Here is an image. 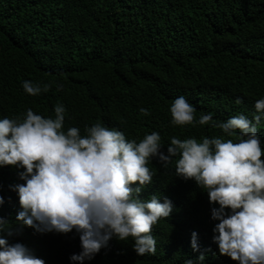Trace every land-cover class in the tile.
Instances as JSON below:
<instances>
[{"label": "trees", "instance_id": "16d2710c", "mask_svg": "<svg viewBox=\"0 0 264 264\" xmlns=\"http://www.w3.org/2000/svg\"><path fill=\"white\" fill-rule=\"evenodd\" d=\"M24 80L49 90L29 95ZM180 96L195 107L196 120L207 113L217 121L253 117L264 97V0H0V118L29 108L54 117L62 104L65 129L83 134L100 122L137 141L156 131L165 151L174 136L235 138L210 124L173 125L170 106ZM259 135L264 142V121ZM148 167L154 175L141 197L173 202L171 215L152 229L156 254L138 256L131 238L113 239L84 264H184L199 255L190 246L193 231L204 264H238L212 241L218 221L210 209L218 205L207 192L176 177L174 162L164 167L153 159ZM22 170L0 167V217L13 225L8 242L24 244L45 264H73L69 256L80 251L75 230L41 234L16 223L21 208L9 185L23 183Z\"/></svg>", "mask_w": 264, "mask_h": 264}, {"label": "clouds", "instance_id": "9594fccd", "mask_svg": "<svg viewBox=\"0 0 264 264\" xmlns=\"http://www.w3.org/2000/svg\"><path fill=\"white\" fill-rule=\"evenodd\" d=\"M22 88L36 96L49 85L24 80ZM254 107L251 119L239 114L217 121L207 113L196 120L195 107L177 97L170 106L173 125L210 124L235 138L174 136L166 151L156 131L137 141L100 122L86 126L83 134L76 126L65 129L62 104L54 107V117L29 108L22 116L0 118V167L23 169L18 172L23 183L9 185L21 208L15 221L41 234L75 230L80 251L69 256L73 264L93 260L113 239L127 243L131 238L138 256L155 255L153 226L171 215L173 202L155 193L148 198L140 194L152 183L148 164L153 159L164 167L174 162L176 177L193 179L209 203L218 205L210 209L211 219L218 221L212 236L218 253L238 264H264V142L259 135L264 97ZM140 112L149 114L145 108ZM12 235V222L0 217V264H45L24 244L9 243ZM190 246L199 255L184 264H204L196 231Z\"/></svg>", "mask_w": 264, "mask_h": 264}]
</instances>
